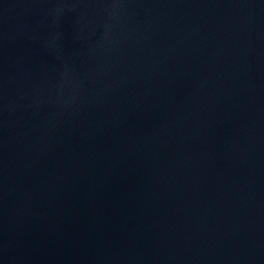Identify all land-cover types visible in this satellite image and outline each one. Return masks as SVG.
Listing matches in <instances>:
<instances>
[{
  "label": "water",
  "instance_id": "obj_1",
  "mask_svg": "<svg viewBox=\"0 0 264 264\" xmlns=\"http://www.w3.org/2000/svg\"><path fill=\"white\" fill-rule=\"evenodd\" d=\"M0 264H264V0H0Z\"/></svg>",
  "mask_w": 264,
  "mask_h": 264
}]
</instances>
